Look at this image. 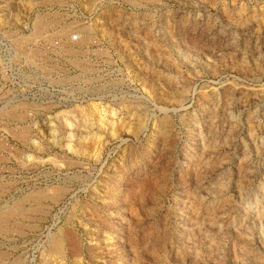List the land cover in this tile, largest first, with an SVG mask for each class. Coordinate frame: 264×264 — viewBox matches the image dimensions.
<instances>
[{
  "label": "rangeland",
  "instance_id": "374dc122",
  "mask_svg": "<svg viewBox=\"0 0 264 264\" xmlns=\"http://www.w3.org/2000/svg\"><path fill=\"white\" fill-rule=\"evenodd\" d=\"M70 35L1 112L0 264H264V0H0V54Z\"/></svg>",
  "mask_w": 264,
  "mask_h": 264
},
{
  "label": "built area",
  "instance_id": "2783aa9c",
  "mask_svg": "<svg viewBox=\"0 0 264 264\" xmlns=\"http://www.w3.org/2000/svg\"><path fill=\"white\" fill-rule=\"evenodd\" d=\"M79 37L77 35H70L67 40L65 37L44 39L38 42L37 53L28 54L26 47L24 51H18V48L7 49L0 54V117H5L1 114L3 111L15 110L16 113H23L28 117V112L24 111L29 104L27 94L29 89L35 92L46 90L43 85V77L51 79L54 74L63 72L59 67L60 63H68L71 67L75 66L72 63L71 54H66L61 51V43H65V48L70 49V44L76 45ZM75 43V44H74ZM12 47V46H11ZM73 48V47H71ZM71 56V58H70ZM52 62H55L53 64ZM35 80V82H33ZM31 82L33 85H31ZM62 79L49 81V83L58 84ZM36 85V86H35ZM29 111V109H28ZM11 120L0 118L1 124H9ZM26 124H37L34 118H29Z\"/></svg>",
  "mask_w": 264,
  "mask_h": 264
},
{
  "label": "bare ground",
  "instance_id": "6f19581e",
  "mask_svg": "<svg viewBox=\"0 0 264 264\" xmlns=\"http://www.w3.org/2000/svg\"><path fill=\"white\" fill-rule=\"evenodd\" d=\"M40 26V23H39V25L37 26V27H39ZM41 26H43V25H41ZM41 26H40V28H41ZM35 29H37V28H35ZM34 29V30H35ZM38 30V29H37ZM40 30V29H39ZM37 33V32H36ZM39 33V32H38ZM58 34V33H57ZM33 36V35H32ZM50 36V35H49ZM82 37V36H81ZM28 38H30V37H28ZM82 39V38H81ZM18 41V40H17ZM79 41L81 42V41H83V40H80L79 39ZM20 42H21V40H20ZM16 45V44H15ZM20 45V44H19ZM63 45V44H62ZM17 46V45H16ZM19 47V46H18ZM61 48V47H60ZM20 49V48H19ZM64 50V49H63ZM66 50V49H65ZM64 50V51H65ZM22 51H24V50H22ZM33 53V52H32ZM28 54H30V53H28ZM87 110V109H86ZM7 112V111H6ZM14 112V111H13ZM4 113V112H3ZM12 113V112H11ZM14 114H16V113H14ZM5 115H6V113H5ZM8 115V114H7ZM9 117V116H8ZM11 117V116H10ZM15 117V116H14ZM19 117V116H18ZM21 118V117H20ZM12 119V118H11ZM18 119V118H17ZM80 148V147H79ZM39 162V161H38ZM34 194V193H33ZM31 195L32 197H33V199H40V198H42L43 196H45L43 193H41V192H36V194L35 195ZM29 195V194H28ZM31 196H29V197H31ZM27 196H25L24 198H26ZM24 198H23V200H24ZM22 200V201H23ZM37 201V200H36ZM16 202V201H15ZM16 205V204H15ZM18 208V207H17ZM20 209V208H19ZM19 209H17V210H19ZM11 214V211L10 210H6L5 212H3L1 215H0V222H2L3 220H5L9 215ZM12 231V230H11ZM65 241V240H64ZM59 242H54L53 244L58 248L59 247V244H58ZM52 244V245H53ZM63 245V244H62ZM52 248V247H51ZM54 249V248H53ZM52 250V249H51ZM50 252V251H49ZM60 253V252H59ZM59 255V254H58Z\"/></svg>",
  "mask_w": 264,
  "mask_h": 264
}]
</instances>
